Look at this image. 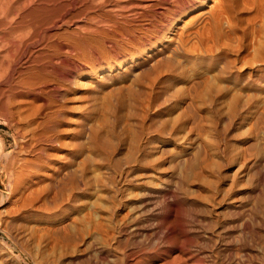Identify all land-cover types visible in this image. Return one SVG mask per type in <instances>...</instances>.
I'll return each instance as SVG.
<instances>
[{"label":"rangeland","instance_id":"374dc122","mask_svg":"<svg viewBox=\"0 0 264 264\" xmlns=\"http://www.w3.org/2000/svg\"><path fill=\"white\" fill-rule=\"evenodd\" d=\"M130 1L122 0L123 4L126 3L124 6L127 7V2ZM251 1L245 0V3L241 4L242 7L247 5L242 8L243 11L238 13L240 16L244 15L243 20L242 18L241 22L239 20V25L242 27L238 25L237 30L233 31L224 18L221 21L222 30L226 29L228 35L234 39L233 41L229 36V39L227 38L225 41L232 40L234 43L229 41L231 44L228 46L229 42L227 41V43H223L225 41L217 42L207 37L198 36L194 32L189 35V30H187L188 32L185 31V34L188 46L185 45V48L188 47V50L179 51L178 55L172 57V64L166 66L158 64L160 62L157 59L159 54L140 57V63L137 64H134L126 54L115 57V53L118 50H123L126 43L120 38L101 34V37L96 40L98 43L93 47L94 50L90 53L86 50V53H83L84 57L81 56L82 59L84 58V62H88L89 58L92 60L94 55H98L99 61L94 64V69L88 71L83 78L80 87L83 95L80 94V98L77 97L78 100L73 102V105H77L66 115L62 114L56 118L61 121L62 126L51 125L48 116L41 114L40 117L39 115L34 116V114L29 116L30 113L25 111L20 114H11L6 106H0V261L5 260L13 264H34L33 259H48L46 255L50 256L51 251L55 257L60 255V252L62 254L68 252L71 249L70 246L65 245L64 249L63 245H60L61 249L57 243L55 244L57 249L51 246H54V242L49 239L51 237H48L49 233L46 230L51 222L62 220L75 222L80 227L88 229L91 228V225L102 228L112 226L114 222H117V217L119 220L120 215L127 213V202L138 195L141 183L146 181L150 186L156 185L162 170H164L161 165H166L163 157H160L162 156L159 151L161 145L171 146L175 151L202 152L206 150L208 152L202 170L194 172L193 179L195 181L190 177L191 186L195 189L199 188L197 192L196 190L194 192H199L203 196H209L220 188L221 180H230L237 172L238 162L246 161L254 155L264 161V48H262L264 41L261 45L259 39L264 40L262 38L264 32H261L264 31L262 30L264 23H260V21L264 22V17H262L264 16V2L262 0ZM214 2V0H209L208 5L203 8H208L209 3ZM99 11L101 16H109L107 14L110 12L106 10L105 4H102ZM248 14L250 15L248 16ZM245 18L249 20L245 21ZM258 18H260L259 21H257ZM203 19L204 17L198 18L191 28L194 29L195 26L200 28L205 21ZM228 28L230 29L228 30ZM259 32L261 36L257 35ZM230 45L231 47L234 45V48H231ZM156 46H159L158 43ZM257 47L259 49H256ZM155 57H157L156 60ZM250 59L253 60V63ZM108 66H111L109 71L106 69ZM84 67L87 68V66ZM128 79L129 81H127ZM72 83L71 81L70 87L74 86ZM88 89L91 90L88 92ZM66 100L70 103V99ZM40 118L41 120H39ZM29 120L32 123L29 124ZM38 120L42 121L41 124L46 129L37 123ZM48 122L50 125L47 124ZM37 124L43 129H39ZM30 125H35V128H31ZM52 126L56 127L52 128ZM60 128H66V130H60ZM44 129L45 131H43ZM242 148H245L244 150L253 148V152L244 151ZM241 149L244 154L241 153ZM248 153L252 155H246ZM128 156L131 158H126ZM238 157L239 161L237 162ZM117 159L120 161L118 162ZM144 159L145 161L147 159L146 163ZM126 161H133L135 178L132 177L126 183L121 182L117 184L118 187L114 186L112 189V179L115 174L114 169H116L114 163L118 166L124 165L123 163ZM76 162L79 163V166ZM121 162L123 163L121 164ZM259 163L262 170L258 168L262 174L264 162ZM69 167L75 172L79 170L76 173L73 172L75 175L71 178H69V173L72 170H67ZM158 168L160 170H157ZM235 169L236 171H232ZM101 173L102 175L99 176ZM76 174L79 175L81 182L83 181L80 189L73 185L72 178L76 179ZM93 175H97V178L94 179ZM231 175L232 177H230ZM60 176H63L62 179ZM207 176H210V181ZM7 177L9 178L7 179ZM201 177L202 179H200ZM66 178L70 183V190L69 185L65 184ZM7 182L11 184L8 189L5 184ZM86 183L87 186H85ZM134 190L137 195L134 194ZM65 196L68 197L65 198ZM54 200L55 202H53ZM92 202L95 203L94 206L91 204ZM18 240L22 241L20 242L22 245H25L26 252L21 251ZM57 251L58 254H56Z\"/></svg>","mask_w":264,"mask_h":264},{"label":"bare ground","instance_id":"6f19581e","mask_svg":"<svg viewBox=\"0 0 264 264\" xmlns=\"http://www.w3.org/2000/svg\"><path fill=\"white\" fill-rule=\"evenodd\" d=\"M208 1L209 0H131L127 2V7L124 6L126 3L123 4L122 0H0V106H6L11 114H20L25 111L30 113L28 114L29 116L32 114H34V116L39 115V117L40 114L48 116L51 120V125L60 126L61 121L56 118L62 114L66 115L67 112L72 111L73 107L77 105L75 103V105H73V102L77 97L83 95L80 89L81 82L88 71L94 69V64L99 61L98 55H94L92 60L89 58L90 61L88 62H84V58L82 59L81 56L84 52L86 53V50L89 53L94 50L93 47L98 43L96 40L98 37H101V34L112 38H120L126 43L123 50H118L115 53V57L126 54L134 64H137L140 57L144 58L145 56L150 57L154 56V54H159V57H155L154 59L156 60L157 58L160 61L159 63L156 61L158 64L161 63V65L164 64L166 66L167 64H172L171 61H173L174 55H178L179 51H185V45H187L185 31L189 30V32L187 31L189 35L194 32V34L196 33L198 36L207 37L217 42H223L230 36L226 29L225 31L222 30L221 21L223 18L228 22V26L233 31L240 24L241 18L243 20L244 15H241L243 16L241 17L238 13L244 6H247L243 5L242 7L241 5L245 3V0H214V3H209L208 8H203L205 5H208ZM249 1L252 2L251 0ZM262 2H264V0H262ZM102 4H105L106 10L110 12L107 14L109 15L107 17H103L100 14L99 8ZM245 9H247V7H245ZM250 14H248V16ZM200 17H204L205 19L202 26L200 28L198 26H195L196 28L194 27V29L191 28ZM259 19L260 18H258L257 21H259ZM247 20L245 18V21ZM180 21L181 23L179 24ZM260 23L264 22L260 21ZM240 26L241 25H239V27ZM230 28H228V30ZM234 35L236 34L234 33ZM257 35H260V32L259 34L257 33ZM230 39L233 38L231 37ZM259 39L262 45V41L264 40L261 38ZM226 41L223 43H227L230 40ZM233 41L231 40L230 42ZM260 41L258 40V42ZM230 42L228 46L231 44ZM156 43H158L159 46H156ZM190 43L192 42L190 41ZM255 45H253V47H256ZM258 47L256 49H259ZM231 48H234V45ZM186 50H188V47ZM251 61L253 63V60ZM84 66H87V68ZM101 69L102 68H100V70ZM106 69L109 71L111 66H108ZM101 72L103 71L101 70ZM71 81L74 85L72 87H70ZM127 81H129V79ZM216 82L218 83L217 80ZM90 90L91 89H88L87 91L89 92ZM66 99H70V103H68ZM35 118L37 119V117ZM24 119L26 118L24 117ZM39 120H41V118ZM39 120L37 123L43 126L41 124L42 121L39 122ZM30 122L32 123V121L29 120V124ZM26 124H28V121H26ZM38 124L37 127L41 129L42 127L38 126ZM47 124L50 125L49 122ZM30 126L32 128L35 125ZM44 127L45 126H43V128ZM54 127L52 126V128ZM45 129L43 131H45ZM61 129L66 130V128H60V130ZM43 131L41 130V132ZM242 149L244 150L245 148ZM242 149L241 153L243 152ZM251 149L253 150V148ZM173 150L171 146L167 147L161 145L159 147V151L162 155L159 156L163 157L162 159L166 165H161L164 170L161 169L162 174L158 178L156 185L153 184L154 187L150 186L146 181L145 183H141L142 185L140 184L138 195L136 190H134V194L136 193L137 196H134L133 199L127 202V213L122 215L123 217L120 215L119 220L118 217L117 219L115 218L117 222H114L110 227L107 226V228L91 225L89 229L87 227V229L80 227L75 222H66L63 220L51 222L46 229L49 233V235L47 233L48 237L52 238L49 239L54 242V246H51L57 249V246L61 247L60 245H63L64 249L66 245L68 247L70 246L71 249L68 248L69 251H66L65 254L60 252V255L56 257L53 256V252L51 251L50 256L46 255L48 259H33V263L264 264V171H262L261 174L260 169L262 170V168L258 165L261 158L254 155V157L251 156L246 160L245 156L249 155L248 153L243 156L246 161L239 163L238 157L237 162L239 164L237 163L238 167H236L237 172L235 175L232 177V174L230 180L220 179V184H222V186L218 189L215 188L216 191L209 196H203L199 194V192L196 193L199 188L195 189L191 186L190 177L193 179L194 172L197 173L202 170L208 152L206 150H201L202 152ZM252 150L248 149L247 152H253ZM257 151L259 152V150ZM129 157L131 158V156L126 158ZM133 160H135V158ZM262 162L264 161H261V163ZM122 163L123 162H121V164ZM78 164L79 163H77V165ZM123 164L124 165L117 166L114 163V168L116 169H114L115 174L113 175V179L111 178L113 181V185H111L112 183L110 184L113 186L112 189L114 186H117V184L121 182L126 183L135 176L133 161H126ZM78 166L75 167L78 168ZM81 168L79 169L81 170ZM160 168L157 170H160ZM236 169L232 171H236ZM67 170L71 171L72 169L69 167ZM73 172L76 173L75 170H72L70 173L68 172L69 178L75 175ZM149 173L151 174V170ZM101 175L102 173L99 176ZM76 176V179L72 178L74 181L73 185L79 188L83 181L81 182V179L78 177L79 175L76 174ZM96 176L93 175L94 179L97 178ZM204 176L206 177V175ZM9 177H7V179ZM85 177L84 179H86ZM200 179H202V177ZM210 179L211 178H209V181ZM65 180V184L69 185L70 190V183L67 178ZM140 180L142 181L143 179ZM193 180L195 181V179ZM87 183L85 186H87ZM104 183H106V181ZM5 184L7 185V189L11 185L10 182ZM210 185L212 184L210 183ZM69 190L67 189L66 191L68 192ZM195 190L196 192H194ZM52 193L54 195V192ZM203 193L205 192L203 191ZM205 194H207V192ZM68 196H65V198ZM55 198H57L56 195ZM53 202H55V200ZM91 204L93 206L95 205L93 202ZM72 219L74 218L72 217ZM18 241L21 251L26 252L25 245L20 243L22 241ZM53 242L51 243L53 244ZM56 243L57 246L55 245ZM58 250L60 251V248ZM40 252L42 251L40 250ZM56 254H58V251ZM0 264L13 263L2 260Z\"/></svg>","mask_w":264,"mask_h":264}]
</instances>
